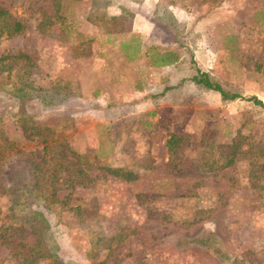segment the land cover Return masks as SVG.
<instances>
[{
	"label": "rangeland",
	"instance_id": "obj_1",
	"mask_svg": "<svg viewBox=\"0 0 264 264\" xmlns=\"http://www.w3.org/2000/svg\"><path fill=\"white\" fill-rule=\"evenodd\" d=\"M0 6V264H264V0Z\"/></svg>",
	"mask_w": 264,
	"mask_h": 264
},
{
	"label": "trees",
	"instance_id": "obj_2",
	"mask_svg": "<svg viewBox=\"0 0 264 264\" xmlns=\"http://www.w3.org/2000/svg\"><path fill=\"white\" fill-rule=\"evenodd\" d=\"M0 21L2 22L3 29L7 31L8 35L21 33L25 29V26H26L25 23H23L22 21L13 19L11 17L10 12L8 11V9L3 8L1 6H0ZM21 56L27 57L25 54L2 55V56H0V62L6 61V60H12V59H20ZM192 80L199 85H203L209 89H214V90L220 92L224 99L234 100L237 97H239L238 94H229L223 88V86L220 83L214 82L210 78L208 73L202 72L201 70L197 71V73L192 77ZM9 82H10L9 76H7L6 83H9ZM0 89L3 90L6 88H5V86H2L0 84ZM59 93H60V91H55V92L51 93L50 95L40 94V95H38V98L42 101L43 105L49 106V105L54 104V101L60 100L59 96H61V94H59ZM17 96H19L22 99L30 98V94H27L26 92H20L17 94ZM47 99H49V100H47ZM253 99H255L256 103H260L264 106V104L261 100L257 99L256 97H254ZM181 138H182L181 136H178L176 134H172L171 137L169 138V140L167 141V146L169 147V149L172 151L176 150L177 144L180 142ZM233 162H234V157H231L228 164H231ZM111 173L115 176H118V177H121V178H124L127 180L135 179L137 177L136 174H132V172H126L121 168L120 169H111ZM25 192H27V191L25 190ZM23 198L27 199V196H23ZM13 203L18 204V205L21 204L20 200L18 202H15V200H14ZM37 214L42 218V220L44 222L43 225L39 228V230H40V232L45 234L46 232H48L50 230V224L47 222V220L44 218V216L41 212H37ZM22 223H24V220L22 221ZM28 224L36 225L35 219L30 220L28 222ZM10 227H14V226L10 225L4 229L0 228V238L6 239V231ZM199 241L202 243H205L203 239H200Z\"/></svg>",
	"mask_w": 264,
	"mask_h": 264
}]
</instances>
